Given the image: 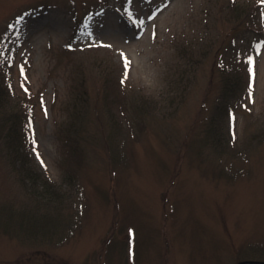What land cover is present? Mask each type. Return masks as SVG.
I'll return each mask as SVG.
<instances>
[{
	"label": "rangeland",
	"instance_id": "1",
	"mask_svg": "<svg viewBox=\"0 0 264 264\" xmlns=\"http://www.w3.org/2000/svg\"><path fill=\"white\" fill-rule=\"evenodd\" d=\"M0 79V264L264 263L262 0H0Z\"/></svg>",
	"mask_w": 264,
	"mask_h": 264
},
{
	"label": "trees",
	"instance_id": "2",
	"mask_svg": "<svg viewBox=\"0 0 264 264\" xmlns=\"http://www.w3.org/2000/svg\"><path fill=\"white\" fill-rule=\"evenodd\" d=\"M233 3L235 5L233 8V12L236 14L235 16L241 18V15H244L245 12H243L239 6L236 7V2ZM179 55L183 58L185 53L179 52ZM183 74L184 73L181 71L180 77H183ZM2 83L3 80L0 79V108H4V112L0 114V135L4 137V143L2 144H4L3 150L5 155L13 163V166L17 168L22 179L33 189V193L37 194L39 191V197L48 198V201L51 203L53 202L54 195L55 199L58 196L56 194L57 188L41 174H37L30 163L26 161L27 150L19 144L21 143V139L18 138L20 136L16 132L21 119L20 106L10 99L8 89ZM76 108V105L72 106L73 113L76 112ZM69 133L71 134V132ZM72 141L73 140L67 141L69 142L68 150L71 156L79 153L78 146H76L78 145L77 139L73 142L74 144L71 143Z\"/></svg>",
	"mask_w": 264,
	"mask_h": 264
},
{
	"label": "snow or ice",
	"instance_id": "3",
	"mask_svg": "<svg viewBox=\"0 0 264 264\" xmlns=\"http://www.w3.org/2000/svg\"><path fill=\"white\" fill-rule=\"evenodd\" d=\"M129 2H130V0H129ZM262 2H264V0H262ZM128 15L129 16H132L131 11L128 12ZM153 15H155V13H153ZM99 42L100 43H103L102 41H99ZM69 46H71V45H69ZM118 51L121 52L122 59L124 60V64H125V75H127V68H128V64H129L128 57L123 53L122 50H118ZM246 59L249 61V73L251 74L253 72L252 65H251L252 57L251 56H248V57H246ZM122 82H123V80H122ZM251 88H252V82H251V79H250V81H249V95H248L249 100L252 99ZM29 127H31V124H29ZM33 143H35V140H33ZM37 157L39 158V153L38 152H37ZM41 163H43L42 160H41Z\"/></svg>",
	"mask_w": 264,
	"mask_h": 264
},
{
	"label": "water",
	"instance_id": "4",
	"mask_svg": "<svg viewBox=\"0 0 264 264\" xmlns=\"http://www.w3.org/2000/svg\"><path fill=\"white\" fill-rule=\"evenodd\" d=\"M238 264H264L262 262H251V261H244V262H240Z\"/></svg>",
	"mask_w": 264,
	"mask_h": 264
}]
</instances>
